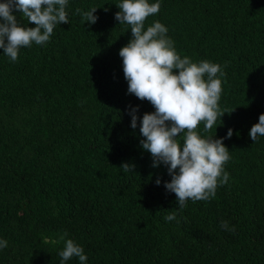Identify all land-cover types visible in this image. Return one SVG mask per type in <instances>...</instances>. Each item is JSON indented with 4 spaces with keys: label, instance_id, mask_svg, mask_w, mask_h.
Returning a JSON list of instances; mask_svg holds the SVG:
<instances>
[{
    "label": "trees",
    "instance_id": "16d2710c",
    "mask_svg": "<svg viewBox=\"0 0 264 264\" xmlns=\"http://www.w3.org/2000/svg\"><path fill=\"white\" fill-rule=\"evenodd\" d=\"M157 2L145 30L159 21L181 58L220 65L225 114L197 132L225 138L228 182L178 206L169 166L153 167L141 145L155 108L128 92L122 0H68L69 23L46 43L22 46L15 61L0 48V264H81L59 255L67 239L84 249L83 264H264V136L249 135L264 114V0ZM93 7L95 24L82 16Z\"/></svg>",
    "mask_w": 264,
    "mask_h": 264
},
{
    "label": "clouds",
    "instance_id": "9594fccd",
    "mask_svg": "<svg viewBox=\"0 0 264 264\" xmlns=\"http://www.w3.org/2000/svg\"><path fill=\"white\" fill-rule=\"evenodd\" d=\"M68 0H4L0 2V48L4 54L17 60L19 49L46 43L56 24L69 23L65 10ZM115 19L120 24L131 26L133 38L121 48L128 92L140 100L149 101L155 112L145 113L140 132L146 139L141 141L144 150L151 153L158 167L163 163L168 167L172 179L165 184L168 191L174 192L178 206L185 207L188 199L208 200L216 194L218 181L226 184L229 174L224 164L230 159L229 149L224 139L202 138L197 132L201 122L205 131L213 128L220 113L218 102L222 92V82L217 77L220 65L208 61L194 63L190 58H181L175 51L172 41L166 37L168 29L159 21L145 30V20L159 12L161 5L149 0H122ZM21 12L29 24L25 27L14 15ZM97 8L83 12L86 22L95 24ZM77 12H80L77 9ZM207 75V80L205 79ZM138 107L131 110L132 128L137 127ZM184 133L183 144L176 139ZM258 134L264 136V114L252 126L250 137L255 142ZM229 129L226 138H231ZM128 163L121 165L129 171ZM222 177V179H221ZM160 179L156 183L160 184ZM171 221L175 215L165 217ZM222 227H227L222 223ZM7 247V241L0 240V248ZM63 261L78 257L81 264L87 260L84 249L72 239L65 241L59 253Z\"/></svg>",
    "mask_w": 264,
    "mask_h": 264
}]
</instances>
